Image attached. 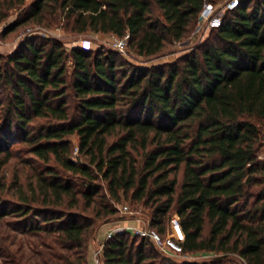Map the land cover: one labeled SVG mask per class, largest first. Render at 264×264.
<instances>
[{
	"label": "trees",
	"instance_id": "1",
	"mask_svg": "<svg viewBox=\"0 0 264 264\" xmlns=\"http://www.w3.org/2000/svg\"><path fill=\"white\" fill-rule=\"evenodd\" d=\"M204 1L0 0V24L16 11L1 35L60 22L77 35L128 34V51L153 59L188 39ZM17 138L28 169L7 177ZM263 147L264 0H242L172 62L141 66L49 37L0 54V218L49 237L42 264H91L89 243L121 218L123 199L147 209L161 234L177 214L179 255L210 256L178 261L118 232L101 264H264ZM0 257L26 264L3 239Z\"/></svg>",
	"mask_w": 264,
	"mask_h": 264
},
{
	"label": "rangeland",
	"instance_id": "2",
	"mask_svg": "<svg viewBox=\"0 0 264 264\" xmlns=\"http://www.w3.org/2000/svg\"><path fill=\"white\" fill-rule=\"evenodd\" d=\"M31 0H27L29 3ZM16 18V11H11L9 17L0 24V54L9 55L13 51H15L24 41L28 40H38L39 38H55L59 39L64 47H81L84 49H114L113 43L117 38L115 35L111 34H93L90 32H86L80 35L72 34L66 31L61 27V23H57L53 25L51 28H46L40 25L34 26H22L14 31L6 33L5 35H1L2 29L12 22ZM195 28L192 33L188 37V39L184 43H173L167 44L163 54L153 59H144L141 57H135L131 52L128 51L127 47L124 52H119L123 57L128 59L130 62L134 64H138L141 66H150L154 64H160L164 62H172L176 60L178 57L188 53L194 45L204 41L209 35V31H204L203 35H194ZM67 70L71 71V62L67 63ZM4 99V98H2ZM74 148L73 157L76 155V146H77V137L72 135L70 137ZM11 149L13 152H17L18 157L13 159L10 165L4 167V170L7 174V177H11V173L13 172V168L28 169L23 166L21 159H26L31 157L27 154L26 144L23 142H19V138L14 140L11 144ZM1 172H0V183H1ZM1 189V188H0ZM116 205H124L127 204L129 209L133 212H137L138 217H142L145 220L148 218V210L144 209L141 205L138 204H130L128 200L123 199L120 203H115ZM118 215L121 213L118 211ZM128 217V216H127ZM14 218L11 214H7L0 218V240L5 242L6 245H9L12 249L17 250L24 258L26 264H42L41 262V254L40 252H44L47 249L49 237L47 235L37 236L30 235L25 232H20L18 230H14L13 226L9 223ZM36 221L40 222V218H36ZM96 236V235H95ZM95 239V238H94ZM92 240L89 243V258L91 264H94V252L93 250ZM210 255L205 253H196V254H187V255H175L173 256L178 261H202L204 259L209 258ZM0 264H5L2 257H0Z\"/></svg>",
	"mask_w": 264,
	"mask_h": 264
},
{
	"label": "built area",
	"instance_id": "3",
	"mask_svg": "<svg viewBox=\"0 0 264 264\" xmlns=\"http://www.w3.org/2000/svg\"><path fill=\"white\" fill-rule=\"evenodd\" d=\"M241 1L242 0H205L197 18L194 35H203L204 31L219 27L225 12L233 11L238 8ZM128 37V34L121 38L117 37L113 43L114 49L118 52H124L127 47ZM114 206L121 213L120 219L131 217L143 221L144 225L138 228L122 227L117 226V220L103 223L110 224V227L106 231L103 241L94 252V264H101L100 255L104 243L118 232H128L132 236L147 239L156 249L168 256L179 255L182 252V243L184 242L185 235L177 214H172L169 217L165 233L161 234L150 226L148 219L145 220L142 217H138L136 215L137 212L130 210L127 204L116 205L114 203Z\"/></svg>",
	"mask_w": 264,
	"mask_h": 264
},
{
	"label": "crops",
	"instance_id": "4",
	"mask_svg": "<svg viewBox=\"0 0 264 264\" xmlns=\"http://www.w3.org/2000/svg\"><path fill=\"white\" fill-rule=\"evenodd\" d=\"M260 157H264V147L260 150ZM142 225H144L143 221L131 217L126 219H117V226L138 228ZM109 227L110 224H102L98 228L94 242L92 243L93 250L97 249L99 244L103 241L105 233L109 229Z\"/></svg>",
	"mask_w": 264,
	"mask_h": 264
}]
</instances>
